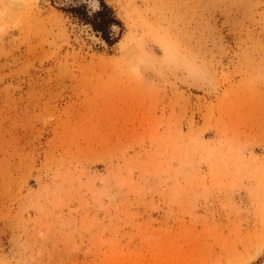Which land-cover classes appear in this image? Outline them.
<instances>
[{"label":"rangeland","instance_id":"374dc122","mask_svg":"<svg viewBox=\"0 0 264 264\" xmlns=\"http://www.w3.org/2000/svg\"><path fill=\"white\" fill-rule=\"evenodd\" d=\"M103 2L0 0V264H264V0Z\"/></svg>","mask_w":264,"mask_h":264},{"label":"trees","instance_id":"16d2710c","mask_svg":"<svg viewBox=\"0 0 264 264\" xmlns=\"http://www.w3.org/2000/svg\"><path fill=\"white\" fill-rule=\"evenodd\" d=\"M97 1L98 8L94 11L78 3L65 5L61 10L73 16L81 23L88 25L106 44L112 46L117 42L116 37L113 36L112 29L114 26H120V23L114 16L112 9L103 0Z\"/></svg>","mask_w":264,"mask_h":264}]
</instances>
